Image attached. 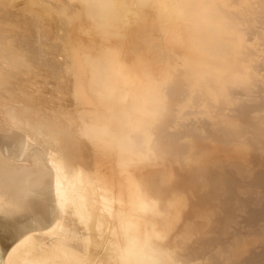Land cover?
Masks as SVG:
<instances>
[{
	"label": "bare ground",
	"instance_id": "1",
	"mask_svg": "<svg viewBox=\"0 0 264 264\" xmlns=\"http://www.w3.org/2000/svg\"><path fill=\"white\" fill-rule=\"evenodd\" d=\"M22 2L0 0V264H264V0Z\"/></svg>",
	"mask_w": 264,
	"mask_h": 264
},
{
	"label": "rangeland",
	"instance_id": "2",
	"mask_svg": "<svg viewBox=\"0 0 264 264\" xmlns=\"http://www.w3.org/2000/svg\"><path fill=\"white\" fill-rule=\"evenodd\" d=\"M19 2L21 3L22 0L21 1L19 0ZM20 3H16L15 8H14L15 9V13L16 14L18 13L17 15H18L19 19H22V17H23V19H26L25 14L22 12L23 9H24L22 7L23 6V4H22L23 2L21 3V5H20ZM18 4H19L20 7L17 6ZM19 8L20 9L23 8V9L19 10ZM52 28L55 30V27H51L50 29H52ZM54 30L52 32H55ZM52 32H51V34H52ZM33 36H34V33H30V32L27 33V37L28 38H34ZM49 41H50V39H49ZM260 42H261V46H257V49H260L261 47L264 46V38H263V36L261 37ZM261 60L264 61V52L261 53V58L260 57L258 58L257 64L261 63L260 62ZM261 73H264V70L261 71ZM42 77L43 78L39 77V79L38 78L36 79L37 81L35 83V86H36L37 89L35 88V92H34L35 99L40 105L51 107L53 105L54 100H55L53 98H56L55 95L57 94V92L53 89V87L55 86L53 84V78L48 76V75H43ZM192 118H193V116H190V117H188V120H191ZM188 120H186V121H182L181 120V121L182 122H188Z\"/></svg>",
	"mask_w": 264,
	"mask_h": 264
}]
</instances>
